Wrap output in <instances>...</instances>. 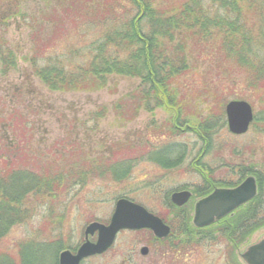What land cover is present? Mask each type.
<instances>
[{
	"label": "rangeland",
	"instance_id": "obj_1",
	"mask_svg": "<svg viewBox=\"0 0 264 264\" xmlns=\"http://www.w3.org/2000/svg\"><path fill=\"white\" fill-rule=\"evenodd\" d=\"M152 1L156 7H164L176 0ZM67 4L68 1L58 0H0V38L14 52L17 61L10 72L3 74L0 55V157L6 159L9 155L12 166L30 168L64 182L63 190L50 192L45 188L40 195H33L28 204L33 215L14 227L1 243V248L19 264L28 251L32 253L30 249L42 251L44 247H48L51 261L43 253L34 255L33 260L36 264H41L42 259L44 263L56 264L57 256L65 248L78 249L83 245L90 224H109L116 203L122 198L171 221L175 208L171 196L188 190L194 193L187 205L193 216L205 187L204 178L195 172L194 164L206 171L214 169L217 178L233 183L251 175L247 171H264V94L256 95L242 80L238 84L247 96L243 100L253 105L256 118L260 119H255L247 134L232 135L226 119L224 128L216 130L208 151L194 134L178 140L188 145V153L177 169L168 171L142 162L123 183L91 176V169L109 160L119 145L140 157L149 139L160 140L169 118L161 109L154 113L141 111L136 120L120 125L114 106L140 86L139 78L112 75L108 77L107 88L96 92H59L50 90L37 77L31 59L39 52V46L45 47L53 40L55 25L51 17L64 16ZM70 36L69 41L77 42L75 32ZM57 43L63 46L65 40ZM212 50L208 45H190L187 52L194 71L184 85L192 109L202 116L200 119L209 115L222 89L232 91L229 86H235L233 79H239L237 70L223 63ZM232 88L240 92V87ZM103 108L107 109L104 117L96 116ZM5 162L0 161L1 168L6 166ZM243 172L245 177L240 176ZM79 174L83 175L81 180H73ZM144 236L123 232L110 251L84 264H123L133 249L138 251L142 264H244L240 253L264 236V228L236 251L215 233L209 236L213 238L202 235L192 243L187 240L189 247L179 249L181 253L151 251L145 258L140 254ZM96 238L90 237L93 241Z\"/></svg>",
	"mask_w": 264,
	"mask_h": 264
},
{
	"label": "trees",
	"instance_id": "obj_2",
	"mask_svg": "<svg viewBox=\"0 0 264 264\" xmlns=\"http://www.w3.org/2000/svg\"><path fill=\"white\" fill-rule=\"evenodd\" d=\"M58 1L71 4L64 6V16L51 17L56 38L45 47L39 46L31 59L37 77L50 90L59 92H96L107 88L112 75L139 78L140 86L114 106L120 125L133 122L141 111L154 113L161 109L169 118L160 140L149 139L140 157L119 145L109 160L91 169L94 178L123 183L142 162L168 171L177 169L188 153V145L178 141L180 138L194 134L206 151L212 148L216 130L226 125L227 102L247 97L239 81L245 80L256 95L264 94V0H176L164 7H156L152 0ZM69 30L76 33L77 42L69 41L73 33ZM64 40L63 46L57 43ZM190 45L212 47L239 76L232 83L240 87V92L232 88L235 86H229V92L224 87L209 115L201 119L192 109L184 85L194 71L188 63ZM0 55L2 73L7 74L17 61L1 38ZM100 112L96 116L104 117L107 109ZM256 120H260L259 116ZM7 157H0V161H6V166H0V264H19L1 248V243L14 227L31 218L33 211L28 204L33 195H40L45 188L50 192L63 190L64 182L30 168L12 166ZM193 167L204 178L203 197L216 187L235 186L217 178L214 169L206 171L198 163ZM247 172L259 181L258 196L209 228H196L189 209L175 206L173 219L166 220L173 228L169 240L175 242L174 251L186 250L187 240L192 243L202 235L213 238L209 236L215 233L236 251L264 226V175L257 170ZM241 175L246 176L245 172ZM76 176L73 180L80 181L83 175ZM41 249H30L32 253L28 251L21 264H36L34 255L42 253L51 261L48 247ZM43 261L41 264L51 263Z\"/></svg>",
	"mask_w": 264,
	"mask_h": 264
},
{
	"label": "water",
	"instance_id": "obj_3",
	"mask_svg": "<svg viewBox=\"0 0 264 264\" xmlns=\"http://www.w3.org/2000/svg\"><path fill=\"white\" fill-rule=\"evenodd\" d=\"M226 114L229 131L234 135L248 133L255 119L252 105L244 100L229 102ZM257 193V182L253 177H249L237 188L217 189L213 194L197 203L194 217L195 226L204 228L220 221L253 200ZM191 197L192 194L188 191L177 192L173 194L172 201L182 207L189 202ZM144 229L152 230L158 238H167L172 232L170 226L144 206L129 199H120L116 204L110 223L108 225L92 223L86 230V242L76 254L71 251L63 252L60 256V264H81L86 258L107 252L121 231ZM96 233L98 234L97 241L91 242L90 236H94ZM147 251L145 249V254ZM241 259L245 264H264V238L257 244L249 246L241 254Z\"/></svg>",
	"mask_w": 264,
	"mask_h": 264
},
{
	"label": "flooded vegetation",
	"instance_id": "obj_4",
	"mask_svg": "<svg viewBox=\"0 0 264 264\" xmlns=\"http://www.w3.org/2000/svg\"><path fill=\"white\" fill-rule=\"evenodd\" d=\"M257 172H259V173H261L262 175H264V171H258L257 170ZM237 173V172H236ZM235 173V174H236ZM249 176H253V174H251V175H248V177ZM255 178H256V180H257V185H258V189H259V181H258V179H257V177L255 176ZM243 179L241 178L240 179V181L239 182H241ZM243 182V181H242ZM231 183H233V182H231ZM234 184H236V183H234ZM235 187H236V185H235ZM234 186H231V187H224V188H226V189H229V188H235ZM222 187H216L214 190H216V189H221ZM193 194V193H192ZM194 195V194H193ZM190 212H191V210H189ZM234 215V214H233ZM233 215H231V216H233ZM264 228V226L262 227V229ZM173 229V228H172ZM123 232H131V233H135V234H138V233H143V234H145V236H144V238L142 239L143 241H142V243H144V244H142V243H140L141 245H142V247H141V249H140V254H141V256L142 257H148V255L151 253V251H153L155 254L156 253H160L161 254V252H163V251H165V253H167V252H175L174 251V244H175V242L173 241V240H169V239H157L156 238V236L154 235V233L152 232V231H150V230H142V231H123ZM123 232H121L120 234H119V236L123 233ZM119 236H118V238H119ZM263 237V236H262ZM262 237H260V238H262ZM118 240V239H117ZM117 242V241H116ZM141 242V241H140ZM116 244V243H115ZM115 246V245H114ZM113 246V247H114ZM112 247V248H113ZM111 248V249H112ZM110 249V250H111ZM145 249H147L148 251H147V254H145ZM65 250H70V251H75V248H73V247H70V248H68V249H65ZM109 250V251H110ZM175 253H181V251H179V252H175ZM96 257H99V256H94V257H91V258H89V259H92V258H96ZM89 259H86V260H84L81 264H84L87 260H89ZM142 261L141 260H139V256H138V251L136 250V249H133L132 250V253L130 254V255H128L125 259H124V261H123V264H142L141 263ZM60 262H59V257H58V261H57V264H59Z\"/></svg>",
	"mask_w": 264,
	"mask_h": 264
}]
</instances>
